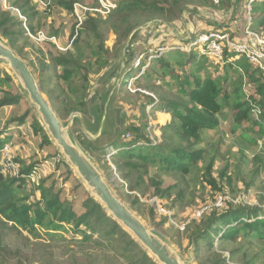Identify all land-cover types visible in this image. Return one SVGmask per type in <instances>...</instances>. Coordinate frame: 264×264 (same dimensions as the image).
Returning <instances> with one entry per match:
<instances>
[{"label":"rangeland","instance_id":"374dc122","mask_svg":"<svg viewBox=\"0 0 264 264\" xmlns=\"http://www.w3.org/2000/svg\"><path fill=\"white\" fill-rule=\"evenodd\" d=\"M31 1L40 12L33 20V26L39 22L35 33L30 31L25 19L22 21L20 17L23 16L19 12L6 8L4 0H0V5L22 21L27 36L29 31L33 38L39 32L53 38L48 43L38 39L37 42L29 36L37 44L34 45L30 39L23 40V36L17 42L19 50H13L28 64L44 97L64 124L70 114L81 113L68 110L74 106L76 96L59 78L62 72L54 67L52 58L65 54L68 49L74 54L76 42L84 55L79 62L87 70L81 69L79 74H73L68 82L80 86L87 76L88 89L84 98L86 116L95 121L98 107L102 106L107 96L111 98L114 91L110 116L115 120L116 129L124 131L130 123L146 127L152 146L160 143L161 127L170 124L173 119L171 114L162 113L163 104L179 97V81L187 76L191 80L190 76L196 72L190 64L191 54L197 55L201 65L197 74L201 80L206 74L212 80H220L228 100H220L218 128L201 133V143L195 149L204 150V159L186 174L162 172L156 166L138 171L121 167L120 157L116 156L118 148H114L113 144L115 135L110 134L91 143L82 135L78 122L70 128V132L77 142L84 138L90 145L86 149L87 154L117 198L131 208L149 229L161 236L184 263L211 264L218 255L221 264H264V242L244 238L242 234L234 243L215 238L211 247L200 244L198 251L189 242L194 228L191 227L192 222L212 212L220 215L230 208L246 205L258 207L264 216V137L259 135L254 114L251 113L249 122L237 125L234 122L236 110L232 108L234 90H239L242 103L248 102V96L253 91L249 89L244 73L237 67L238 59L243 57L228 51L224 42L219 43L222 49L220 55L214 54L212 43L201 46L196 42L199 35L217 32L226 35L230 42L247 44L252 50L256 49L257 41L264 46L263 27L256 30L251 21L252 4H261L264 0H254L250 5L251 0H168L131 13L126 23L117 25L116 31L112 25L119 19L111 17L114 12L110 16L91 13L90 17L99 21L98 36L92 35L91 29H83V33H77L72 45L75 38L73 30L79 27L76 13L68 14L40 0ZM108 1L117 7L125 0ZM146 1L151 3L153 0ZM75 2L86 10L102 7L101 0ZM81 15L84 14H79V17ZM261 16L262 13H259L256 18L260 21ZM126 26L133 31L127 38H120ZM3 40L9 45L6 39ZM173 51L182 53L181 64L178 66L171 61L170 70L164 72L156 60ZM225 51L232 55L227 61L223 58ZM100 59L106 62L102 67L99 66ZM41 62L44 67L40 66ZM3 73L9 75L10 72L0 64L1 78ZM17 85L14 79L8 86L0 85V101L6 93L20 97L18 104L0 107L1 139H9L4 146H8L12 157L20 162L45 165V187H52L61 199L71 202L75 213L80 215L83 212L82 202L89 196L87 190L73 172L67 171L56 147L41 145L40 137L34 134L31 127L37 116ZM149 99L153 102L150 103ZM25 113L23 121H18ZM108 131L111 132L110 129ZM167 133L172 134L171 131ZM108 146L109 151L106 149ZM208 164L211 166L210 177L223 187L221 193L216 191L215 194L205 181ZM32 190L33 187L25 183L18 192L19 198H25L23 202L26 204L39 200V192L30 195ZM65 228V232H58L54 237H48L40 230V236L34 238L11 228L10 224L0 225V264H143L140 247V252H132L129 247L126 250L127 246L117 235L98 231L103 226L96 225L98 232L94 233L80 226L79 231L90 235L89 240H84L83 235L74 231L72 226Z\"/></svg>","mask_w":264,"mask_h":264},{"label":"trees","instance_id":"16d2710c","mask_svg":"<svg viewBox=\"0 0 264 264\" xmlns=\"http://www.w3.org/2000/svg\"><path fill=\"white\" fill-rule=\"evenodd\" d=\"M40 1L47 2L49 3L48 6H55L60 10L68 12V14H73V6L77 3L75 0ZM200 1L205 2V0ZM4 2L6 8H14L19 12L24 17L30 31L35 33V28L39 26V22L33 26V20L40 13L36 5L31 0H4ZM160 2H168V0H153L151 3H148L146 0L123 1L110 12V15L114 12L111 17L115 16L119 19L112 25L113 30L116 31L119 23H126L131 13L141 8L148 9L155 7L156 3ZM251 12L253 16V20L251 18V21H253L255 25L253 26L256 30H260V27L264 29V3H253ZM259 13H262L260 21L256 18V15ZM89 15V13H86L81 26L73 30L72 34H74L73 37L75 38L72 40L71 45L75 42L77 33H83V29H91L90 33L98 36L99 21ZM22 24V21L16 15H13L8 9H3L0 5V36L8 41L12 49L19 50L17 42L23 36V40H31L26 35ZM132 31L133 28L126 26L120 38H127ZM32 43L37 45L33 41ZM77 45V42L74 43V54L70 51L71 49H68L65 54H59L52 58V64L54 67L60 69L62 73L59 78L67 84L68 91L76 96V101L73 103L74 106L68 110L70 112L77 110L86 116L87 105L84 102V98H86L85 94L88 89L87 76L84 77V81L81 82L80 86L75 82H68L73 74H79L81 69L87 70L79 62V59L84 55ZM95 54L98 55L97 51ZM180 54L182 53L173 51L168 53L164 58L159 57L156 63L166 72L170 70L171 61H174L178 66L181 64L182 58ZM196 56L194 53L189 56L191 66L196 69V72L190 76L191 80L187 76L182 81H179L178 92L180 96L167 100L162 106V113L171 114L173 119L170 124L161 127L159 144L155 146L151 145L152 140L145 131L146 127H142L141 125L130 123L124 131L121 128L117 129L116 139L113 141V144L114 148H118L116 156L120 157L121 164L119 165L121 167L132 168L138 171L140 168L146 169L148 166H156L162 172L186 174L190 168L196 167V164L204 159V150H197L195 146L201 143V133L204 130L210 131L218 128V115L221 111L220 100H228V96L223 91L219 79L212 80L207 74L203 80L199 78L197 74L201 70V65L198 63ZM230 57L232 58V55L225 51L223 54L224 60L227 61ZM105 64L104 60H99L100 67ZM237 65L242 70V73H244L249 89L253 91L248 96V102L243 103L240 100L239 90L236 89L232 92L234 96L232 108L236 110L234 122L237 125H241L243 121L249 122L252 113L257 118L255 124L258 127L259 135L260 137H264V71L258 68L252 69L245 58L238 59ZM40 66L44 67L45 65L41 62ZM173 78L177 77L173 76ZM11 82L12 79L7 73H3V78L0 77V85L8 86ZM19 101V95L6 93L0 101V107L15 105ZM149 101H151L150 103L153 102L152 99H149ZM26 114L18 121L22 122ZM95 116L96 121L99 122L101 110L99 111L98 109ZM31 127L34 129V134L40 137L41 145L49 147L51 143L36 119H33ZM167 131H171L172 134L168 135ZM124 135H128L131 139L125 141L123 139ZM1 136L2 133L0 132V148L7 144L9 140L1 139ZM78 141L85 150L90 147L89 144H86L87 142L84 138L83 140L78 139ZM136 143H141L142 146L135 147ZM148 145L150 147H146ZM109 150L110 148L107 149V151ZM14 160L21 167L23 175H26L35 167V165H27L24 162H20L16 158ZM66 167L67 171L71 173L68 169L69 167L67 165ZM210 170L211 166L208 164L206 169L208 173L205 181L212 187L215 194H217L216 191L223 192V187L219 186L210 177ZM45 182V179L42 180L38 187H34L30 191V195L39 192V200L26 204L23 202L25 198L20 199L18 195L19 190L25 186V180L22 178L12 179L5 177L0 172V220L2 222L0 225L5 226V224H10L11 228L26 232L34 238L40 236V230L46 236L54 237L58 232H65V226H72L74 231L83 235L84 240H89L90 235L79 231V227L84 226L92 233L100 231L107 235H117L127 246L126 250L130 248L132 252H140L139 247L134 241L114 221L109 219L101 206L95 203L89 196H86L82 202L83 212L77 215L72 208L71 202L61 199L60 194L54 192L52 187H45ZM155 184L158 186L156 182ZM157 192H159L158 188ZM261 214L262 210L258 207L246 205L230 208L220 215L212 212L211 215L203 216L197 222H192L191 227L194 228L191 231L189 242L196 248V251H198L200 244L211 247L215 238H218L222 242L234 243L240 234L244 238L263 243L264 216ZM96 225L103 226L105 229L101 228L96 231ZM141 252L143 264H154L143 251ZM216 258L217 260L211 264H221L220 256L216 255ZM222 262H224V259Z\"/></svg>","mask_w":264,"mask_h":264},{"label":"water","instance_id":"95a60500","mask_svg":"<svg viewBox=\"0 0 264 264\" xmlns=\"http://www.w3.org/2000/svg\"><path fill=\"white\" fill-rule=\"evenodd\" d=\"M0 64L7 68L11 79L17 82L20 92L34 110L36 120L50 143L56 147L70 171L86 188L89 197L101 206L106 216L114 221L154 264H186L161 236L149 229L131 208L117 198L91 157L70 132V128L78 122L82 127V135L90 142H97L100 138L110 134L116 136L115 120L110 116L113 110L110 106L114 91L111 98L107 96L102 106L98 108L99 111L101 110L99 122L96 118L95 121H91L83 114L72 113L68 122L64 124L44 97L28 64L1 36ZM108 148L110 146L106 147Z\"/></svg>","mask_w":264,"mask_h":264},{"label":"built area","instance_id":"2783aa9c","mask_svg":"<svg viewBox=\"0 0 264 264\" xmlns=\"http://www.w3.org/2000/svg\"><path fill=\"white\" fill-rule=\"evenodd\" d=\"M218 1H221V0H218ZM253 2L254 0H251L249 2V5ZM101 6L102 7L100 9L90 8V10H86L78 4H74L73 12L76 13L75 15L79 19L78 25L80 26L82 24L86 13H89V14L94 13L98 16L103 14L105 16V15H109L110 12L116 8V6H114L108 0H106V2L104 0H101ZM79 14H84V15H81V17H79ZM20 18L22 19V21L24 20L23 17H20ZM250 23L251 22H249L247 26H249ZM28 34L31 38H33L29 32ZM33 39H35L36 41L38 39L39 42H42V41L52 42L51 39L53 38L45 37L41 32H39L35 35ZM196 42L197 44H200L201 46L207 45L208 43H212V50L215 55L221 54L222 49L219 43L224 42L228 51H232L236 53L238 56L245 58L250 65L255 66L256 68L264 71V46L258 41L256 44V49L252 50L249 46H247V44L233 43L228 40L226 35L217 33V32H211L208 34L199 35ZM137 63L139 64V61ZM125 139H126L125 141H129L130 137L126 135ZM141 145H142L141 143H136L135 147H140ZM0 172L4 176L12 178V179L22 178L25 180V182L28 185L34 188V187H38L40 182L44 180L46 176V166L45 165L35 166L29 171V173H27L26 175H23L21 173V167L12 157L9 147L3 146L2 148H0Z\"/></svg>","mask_w":264,"mask_h":264}]
</instances>
